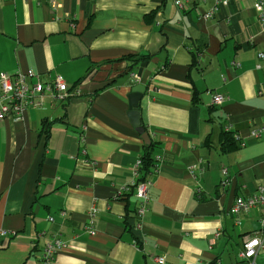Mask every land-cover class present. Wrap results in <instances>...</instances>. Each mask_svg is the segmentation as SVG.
Wrapping results in <instances>:
<instances>
[{
	"label": "crops",
	"instance_id": "1",
	"mask_svg": "<svg viewBox=\"0 0 264 264\" xmlns=\"http://www.w3.org/2000/svg\"><path fill=\"white\" fill-rule=\"evenodd\" d=\"M185 4L0 0V74H58L72 93L0 120V264H41L54 236L66 242L55 264H235L247 238L264 240V207L233 212L238 197L264 196V135H251L264 120L257 0ZM139 85L156 144V164L140 170L151 181L141 228L145 143L128 97ZM224 130L237 149L222 150Z\"/></svg>",
	"mask_w": 264,
	"mask_h": 264
},
{
	"label": "built area",
	"instance_id": "2",
	"mask_svg": "<svg viewBox=\"0 0 264 264\" xmlns=\"http://www.w3.org/2000/svg\"><path fill=\"white\" fill-rule=\"evenodd\" d=\"M187 0H176V4L179 8L183 9ZM257 12L259 20L264 27V0H257ZM213 12H208L205 17L208 18ZM260 59H264V52L258 53ZM238 65V63L236 64ZM263 68L264 66L259 65ZM49 94L55 100L64 101L68 99L72 93L69 90L68 84L60 75H56L53 78L43 79L41 74L34 72L33 70L19 71L15 74H7L2 72L0 74V120L6 118L22 119L25 113L30 108H38L43 105L45 95ZM224 101V96L216 94L213 99L214 104H221ZM251 135L254 137H261L264 135V120L258 127H254L251 131ZM157 159H161L160 156ZM142 167V160L138 159L135 169L136 180L133 184L135 187V195L138 198V205L136 208V216L138 220L137 227L141 228L143 225V216L148 210L149 204V187L151 181L140 179V170ZM224 179L221 182L222 186H226L229 181L228 169L222 170ZM262 206L264 207V196H253L249 198L238 197L233 207L234 213L241 211H248L251 208ZM96 216V210H92L90 216V224L92 226L94 218ZM50 219H53L50 217ZM238 223H240L238 221ZM264 225V220H263ZM94 234V230L90 231ZM66 246V242L58 236L52 237L43 247L40 254L41 264H55V258L57 253ZM264 246V240L259 234H253L247 238L242 249L238 253V261L235 264H255V259L261 252ZM159 264H165L164 256H157Z\"/></svg>",
	"mask_w": 264,
	"mask_h": 264
},
{
	"label": "trees",
	"instance_id": "3",
	"mask_svg": "<svg viewBox=\"0 0 264 264\" xmlns=\"http://www.w3.org/2000/svg\"><path fill=\"white\" fill-rule=\"evenodd\" d=\"M142 60V58H141ZM239 137L236 136V134L231 130H224L221 134V147L222 150L225 151H232L239 147ZM156 144L154 142H151V144L147 145L145 144L144 154L141 158L142 160V167H141V173L142 171H151L154 164H156ZM141 180H144V177L140 178Z\"/></svg>",
	"mask_w": 264,
	"mask_h": 264
},
{
	"label": "water",
	"instance_id": "4",
	"mask_svg": "<svg viewBox=\"0 0 264 264\" xmlns=\"http://www.w3.org/2000/svg\"><path fill=\"white\" fill-rule=\"evenodd\" d=\"M147 65V62H143L139 68L138 76L142 77L143 68ZM145 86L139 85L133 89V91L128 95L130 103V117L132 123L136 127L137 131L141 134L142 139L145 144H151L152 140L150 134L146 131L145 127L141 124L140 112L138 111L139 102L144 95Z\"/></svg>",
	"mask_w": 264,
	"mask_h": 264
}]
</instances>
